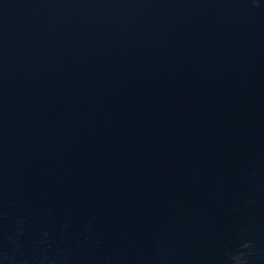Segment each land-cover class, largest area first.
<instances>
[{
  "label": "clouds",
  "instance_id": "clouds-1",
  "mask_svg": "<svg viewBox=\"0 0 264 264\" xmlns=\"http://www.w3.org/2000/svg\"><path fill=\"white\" fill-rule=\"evenodd\" d=\"M245 247H247V245H245Z\"/></svg>",
  "mask_w": 264,
  "mask_h": 264
}]
</instances>
